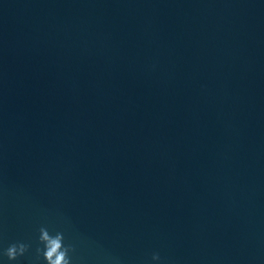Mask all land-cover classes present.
<instances>
[{
    "label": "water",
    "instance_id": "water-1",
    "mask_svg": "<svg viewBox=\"0 0 264 264\" xmlns=\"http://www.w3.org/2000/svg\"><path fill=\"white\" fill-rule=\"evenodd\" d=\"M42 227L71 264H264V0H0V264Z\"/></svg>",
    "mask_w": 264,
    "mask_h": 264
},
{
    "label": "clouds",
    "instance_id": "clouds-1",
    "mask_svg": "<svg viewBox=\"0 0 264 264\" xmlns=\"http://www.w3.org/2000/svg\"><path fill=\"white\" fill-rule=\"evenodd\" d=\"M40 241L44 244L43 256L47 264H71L70 252L74 251L72 245H65L64 234L57 232L55 235L51 234L46 228L40 229ZM28 245L24 243L12 244L8 247L5 255L10 260H16L19 256H23L28 251ZM38 252L41 250L38 249ZM152 260L160 261L161 256L158 252L153 253Z\"/></svg>",
    "mask_w": 264,
    "mask_h": 264
}]
</instances>
